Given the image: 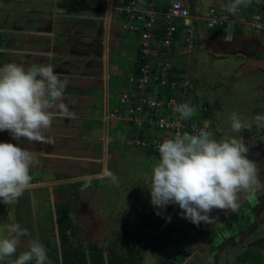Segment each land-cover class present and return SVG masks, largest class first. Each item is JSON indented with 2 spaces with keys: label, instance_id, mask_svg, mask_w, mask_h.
Listing matches in <instances>:
<instances>
[{
  "label": "rangeland",
  "instance_id": "374dc122",
  "mask_svg": "<svg viewBox=\"0 0 264 264\" xmlns=\"http://www.w3.org/2000/svg\"><path fill=\"white\" fill-rule=\"evenodd\" d=\"M181 1L188 8L189 14L196 16L193 21L197 25L205 23L202 19L209 17L208 9L211 8V17L217 16L223 19L216 25L222 27L221 30L224 33L228 32L229 34L231 31L232 39L227 41V36L224 34L222 39L213 40L208 33L200 28L204 32L205 38L201 36V42L198 38H193L191 43L180 45L183 50L175 49L174 54L178 61L175 62L173 59V63L181 64L187 71L185 74L191 76L190 83L193 88L190 91V98L192 101L196 105L206 101L212 107L211 119L213 124L212 127L206 129L212 133V138L217 141L224 138L242 139L245 144L249 145V159L257 163L261 172V179L264 180V123L254 119L256 116H264V26L263 28H253L256 23L251 20L249 4L247 6L241 5L235 14H229L226 11V5L232 3V0ZM220 1L226 2L224 7ZM259 1L257 11L264 20V0ZM16 7L23 9L18 2L15 3V0L0 1V20L6 19L4 30L10 33L13 41V46L11 44L7 49L9 51L7 61L11 58L17 60L19 55L14 54L13 51L31 48L30 44L33 40V38L29 39L27 36H22V33H12L11 29L16 27L14 22L19 14L11 11H14L13 9ZM28 9L30 8L28 7ZM214 24L212 23V25ZM7 25L8 29L6 28ZM212 27L206 26L204 29ZM31 29H41V20L36 22L34 28ZM194 29L199 28L195 27ZM194 33L195 30H192L190 34L193 36ZM237 33L240 34L237 35ZM29 40L30 44H24ZM38 40L39 37H36L32 45L36 43L41 46ZM243 41L246 44H243ZM225 42L230 44V49H235L234 51L230 50L233 53L232 59L214 56L211 58L206 52L208 49L221 48ZM194 44L196 45L194 46ZM38 45L37 48H39ZM33 50L36 53L39 52V49ZM221 50L223 49L221 48ZM3 63L7 64L3 61L2 67L5 65ZM258 71L260 73H257ZM195 96L198 98L197 101H194ZM199 100L200 102H198ZM106 109H104L105 114L109 111ZM232 113L240 116L250 127L239 133L234 132L231 129L230 117ZM96 119L97 117L94 115L90 116V124L94 122L93 126L97 127L99 124L100 127L94 129L97 130L96 134L90 135L89 139L86 140L82 138L83 134L86 133V128H93L84 127L77 120L76 123H68V143L63 144L65 148L78 144L83 148L78 152H82V157H88L89 161L82 163L77 159L74 160V156L69 154L70 150L68 152L63 151L61 149L62 143L53 139V143L49 144L48 147V153L51 155L47 158L43 155L38 156L39 163L31 167L30 170L34 171L31 176L35 179L31 182V187L24 192V196H21L15 203L0 202L2 204V208H0V238L8 234L7 227L11 224L18 223L21 228L27 229L29 233V235L20 238L17 252L0 261V264H13L22 252L29 250V244L32 241L39 242L44 248L59 249L55 204L64 208L63 213L65 214H62V211H58V213L59 216L67 219L62 221L63 233L66 235L67 241L73 248L84 252L88 248L96 249L102 255L103 264H109L111 260L120 264H181V253L185 246L180 241H182V235L185 231L176 230V223L166 220L172 227L170 229L154 230L150 226L147 229L140 228L141 222H145L142 218L149 220L153 214L156 215L157 211L161 213V216H164L163 219L173 215L172 221L179 220L177 210L180 208L178 205L169 204L159 209L150 203L151 197L148 188H150L152 168L158 162V159L154 160L156 153H151L149 150L133 149L132 143H126L129 139H125V128H120L116 123L105 119L107 127L105 125L102 130V125ZM205 119L203 120H208L206 117ZM190 120L199 124L198 117H193ZM205 125L207 124L205 123ZM110 126L114 128L113 131H108ZM80 127H83V129L81 128L82 133H77ZM115 129L116 131H114ZM2 136L3 133H0V139ZM95 137H99V140ZM95 142L103 148L98 155L94 150L92 152L86 148ZM120 146L123 147V150L125 149V153L116 151L121 150ZM34 148L39 150L35 146L31 150L34 151ZM44 148L45 145L42 146V150ZM115 151L118 152L117 155H114ZM123 153L127 157L122 159ZM35 154L33 155L35 156ZM92 156L95 158L92 159ZM127 158L130 168L125 174L121 172L123 168L120 162L125 163ZM133 159L141 160L140 169L136 168L137 165ZM110 161H115V167ZM42 168L44 170L51 168L68 176L58 180L53 178L50 173L41 174ZM35 170L39 173H35ZM94 171L97 172L94 173ZM108 173L116 178L115 181L108 176ZM75 183H79L80 186H74ZM86 184L87 187H85ZM120 185L121 189H119ZM56 186L60 187L57 188L60 196L55 190ZM73 191H76L77 197H79L65 200V196L73 193ZM239 207L246 209L248 215L244 211L243 214L240 213L243 215L242 218L237 213L239 210H237L235 212L237 218L225 223L237 226L239 224L244 225L243 228L239 227L233 232L234 237L237 234L243 235L246 230H251L255 223L264 224V190L244 196L240 195ZM220 213L224 215L226 212L213 210L211 215L217 218L220 216L217 214ZM154 218L156 224H161L157 221L156 216ZM212 222L206 225L203 223V228H208ZM262 234L263 232H260L256 237ZM253 257L256 260H262V255L254 246L247 247L245 251L237 254L238 260L242 261L243 264L254 260ZM27 264L29 263L27 262ZM57 264H60V260Z\"/></svg>",
  "mask_w": 264,
  "mask_h": 264
},
{
  "label": "crops",
  "instance_id": "0c3cea01",
  "mask_svg": "<svg viewBox=\"0 0 264 264\" xmlns=\"http://www.w3.org/2000/svg\"><path fill=\"white\" fill-rule=\"evenodd\" d=\"M0 1L7 2L8 0ZM16 2H18L19 6L23 7V9L16 7L13 9L14 11H11L19 14L14 22L16 27H13L11 31L13 34L14 32L18 34L22 33V36H27L29 39L33 38V40H31V44L29 43L30 40L24 43L30 44L31 48L13 51L14 54L19 55L17 60L11 58L7 61V53L9 54L7 49H9V45L12 44L13 46V41L10 37V33L4 30L6 19L0 20V67H2L3 61L7 64L15 63L23 66L25 69L33 66V64L37 67L46 65H51L53 67L54 72L67 84L64 102L67 103L69 110L74 113V118L55 117L51 126L43 130L44 135L51 138L52 141L55 139L62 143L61 149L65 152L70 150L69 154L74 156V160L77 159L78 161H82V163L89 161L88 157H82V152H78L81 151L80 149H83L78 146V144L75 146L69 145L70 147L66 148L64 147L63 144L68 143L67 133L69 131L67 125L70 122L76 123L77 120L80 121L81 125L84 127L93 128H86V133H84L82 137L85 140L89 139L90 135L96 134L97 130L94 129H99L100 127L99 124H97V127L93 126V124H95L94 122L90 124V116L94 115L97 117L96 120L102 125V130L105 125L107 127L104 118V109L107 108L106 110H109L116 106L114 94L123 87L122 84L125 82L126 76L131 72L136 57V37H132V35H129L126 31L119 28L118 18L111 13L109 0H15V3ZM220 2L224 7L226 2ZM28 7L30 9H28ZM40 20L41 29L32 30L31 28H34L35 23ZM195 27L199 29H194ZM205 27V23L194 25L192 30H195V33L193 36L191 34L185 35L183 29L182 32H180L179 39L174 41L176 46L175 49L178 51L181 49L183 50L182 47L180 48V45L188 43L186 38L192 41L193 38H198L201 42V36L205 38L204 32L208 33L213 40L222 39L224 34L227 36V41L232 39L231 31L229 34L228 32L224 33L221 30L222 27L219 25H215L210 29H204ZM6 28L8 29V25ZM200 28H202L204 32L201 31ZM238 34L240 33H237V35ZM36 37H39L38 43H41V46L36 43L32 45ZM196 44H194V46ZM243 44L246 43L243 41ZM37 45L39 48H37ZM34 46H36V48H33ZM221 46L223 50H221V48L208 49L206 52L209 53L211 58H213L212 56L229 59L233 57V53L230 52V50L234 51L235 49H230V44L228 42L223 43ZM33 49H39V52L36 53ZM195 56H197V54H195ZM30 57L33 58L26 60ZM36 57L37 59H35ZM257 73L260 72L258 71ZM81 128L83 129V127H80L77 133H82ZM112 129L114 128L110 126L108 131H113ZM114 131H116V129ZM0 133H3L0 142L16 143L19 147L33 154L36 153V159L40 155L46 158L51 155V153H48L49 144L28 141L24 138L16 141L12 139L9 132L0 131ZM95 138L99 140V137ZM43 145H45L44 150H42ZM81 145L83 146V144ZM33 146L38 147L39 150H35V148L34 151L31 150ZM86 148L88 151L93 152L94 150L97 155L103 150L102 146L96 142L90 144V146ZM120 148L121 150L116 151L124 152L125 149L123 150L121 146ZM116 151L114 155L118 154ZM62 152H60V154H62ZM124 153L121 157L122 159L127 157ZM138 156L140 155L138 154ZM154 157V160L159 159V153H156ZM93 158L95 157L92 156V159ZM137 159L133 160L137 165L136 168L140 169L141 160ZM110 162L112 166L115 167V161ZM120 164L123 168L121 172L127 174L130 168L128 158L125 163L120 162ZM131 167L134 168V166ZM43 168L41 169V174L50 173L53 178L55 177L58 180H61L64 176H68L67 174L62 175L64 173L54 171L51 168H47L48 170H44ZM81 168L83 169L84 167ZM32 172L34 173V171L30 170V175ZM96 172L97 171H94V173ZM35 173H39V171L35 170ZM34 179L35 178H32V182ZM121 184H123V182H121ZM74 186L79 187L80 184L75 183ZM57 188L60 187L56 186L55 188L58 192ZM119 189H121V185ZM58 195L60 196L59 192ZM22 196H24V194ZM65 197V200H67L68 198L75 199L79 196L77 197L76 191H73V193ZM0 208H2V204H0ZM180 210H177L179 220L172 221L173 215H171L170 222L176 223V230L185 231L182 235V241H180L182 245L185 246L181 253V264H243L242 261L238 260L237 254L245 251L247 247L249 248L251 246L259 250V254L262 255V260L259 261L253 257L254 260L247 261L246 263L264 264V239H262V236H264V224L258 225L255 223V226L251 230H246L243 235L237 234V237H234L233 232L239 227H244L242 224L238 226L225 224L237 218L235 217V212H231V214L230 212H226L224 215H221V213L217 214L220 216H217L212 224L204 229L203 223L194 225L188 219L184 218L183 215L181 217L183 211ZM238 210L239 212L237 213L239 215L240 213L243 214L244 211L248 215L246 209L239 207ZM154 216H156L157 221L161 224L158 225L155 223ZM240 216L243 218V215ZM163 217L164 216L153 214L149 220L142 218L145 222H141L140 228L147 229L148 226L152 227L154 230L172 228L169 226L166 218L163 219ZM223 218H226V220H223ZM260 232H263V234L256 237ZM173 238L175 239V236ZM245 241L246 243H244Z\"/></svg>",
  "mask_w": 264,
  "mask_h": 264
},
{
  "label": "clouds",
  "instance_id": "9594fccd",
  "mask_svg": "<svg viewBox=\"0 0 264 264\" xmlns=\"http://www.w3.org/2000/svg\"><path fill=\"white\" fill-rule=\"evenodd\" d=\"M251 0H232L226 5L229 14H235L241 5ZM67 84L51 65H33L27 69L15 63L0 67V131H7L13 140L51 144L44 135L55 117L72 119L65 101ZM181 119L191 118L196 109L187 103L174 109ZM231 129L242 132L250 127L236 113H232ZM264 123V116H256ZM208 121V120H207ZM158 162L150 177V203L162 209L175 204L183 210L184 218L192 224L211 223L213 210L236 212L240 195L264 190V180L257 163L249 159L250 147L242 139L212 138L207 130L196 134L177 133L157 144ZM39 161L30 151L16 143L0 142V202L15 203L31 187L30 169ZM115 181V177L108 173ZM88 185L86 184L85 187ZM156 215H161L159 211ZM171 217H166L170 221ZM7 235L0 238V261L17 252L20 238L29 235L27 229L11 224ZM50 264L46 249L37 241L29 244L13 264Z\"/></svg>",
  "mask_w": 264,
  "mask_h": 264
},
{
  "label": "built area",
  "instance_id": "2783aa9c",
  "mask_svg": "<svg viewBox=\"0 0 264 264\" xmlns=\"http://www.w3.org/2000/svg\"><path fill=\"white\" fill-rule=\"evenodd\" d=\"M109 1L119 28L136 37L137 49L125 86L114 94L116 106L107 111L104 118L126 129L125 139H129L126 143H132L133 149L151 153L158 152L156 146L165 138H174L177 133L196 134L198 130H206L213 120L204 121L202 113L206 107L196 105L190 98L191 76L185 74L187 71L181 64L173 63V59L178 61L174 41L179 39L183 29L185 35H190L197 25L193 21L196 16L189 14L181 0ZM259 4V0L249 3L251 20L256 23L253 28L264 26L257 11ZM208 13L209 17L202 19L207 27L223 20L211 17V8ZM186 41L192 42L188 38ZM172 69L181 70L177 73L178 79L169 78ZM184 103L196 109L191 118L198 117L199 124L193 123L191 118L181 119L174 111L177 105Z\"/></svg>",
  "mask_w": 264,
  "mask_h": 264
},
{
  "label": "trees",
  "instance_id": "16d2710c",
  "mask_svg": "<svg viewBox=\"0 0 264 264\" xmlns=\"http://www.w3.org/2000/svg\"><path fill=\"white\" fill-rule=\"evenodd\" d=\"M175 70V69H174ZM173 69L170 71L169 78H177V73H180L181 70L177 69L174 71ZM123 87L125 86V82H123ZM122 87V88H123ZM198 98L195 96L194 101H197ZM200 102V100L198 101ZM201 106L206 107V109L203 111L202 115L206 117L208 120L212 117V107L208 105L206 101L200 102ZM213 122H209V127H212ZM207 127V129H209ZM69 199V198H68ZM55 211L57 214L56 217V224H57V233L59 237V249H55L54 247H45L47 252L48 261L50 264H57L60 260V264H103L102 255L99 251L93 248H88L86 252L83 250L73 248L69 241H67L66 235L63 233L64 228L62 221L67 220L66 218H63L62 216H59L58 211H62V214L64 212V208L59 207V205L55 204ZM29 264H35V260H31L28 262ZM116 262L111 260L109 261V264H115ZM48 264V262H46ZM120 264V263H116Z\"/></svg>",
  "mask_w": 264,
  "mask_h": 264
},
{
  "label": "flooded vegetation",
  "instance_id": "af4514ba",
  "mask_svg": "<svg viewBox=\"0 0 264 264\" xmlns=\"http://www.w3.org/2000/svg\"><path fill=\"white\" fill-rule=\"evenodd\" d=\"M234 225V224H233ZM236 226V225H235Z\"/></svg>",
  "mask_w": 264,
  "mask_h": 264
}]
</instances>
